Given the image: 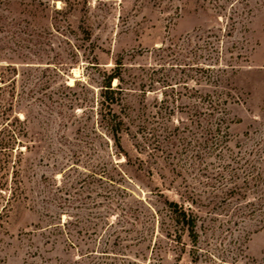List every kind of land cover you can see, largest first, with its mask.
Segmentation results:
<instances>
[{
	"label": "rangeland",
	"instance_id": "obj_1",
	"mask_svg": "<svg viewBox=\"0 0 264 264\" xmlns=\"http://www.w3.org/2000/svg\"><path fill=\"white\" fill-rule=\"evenodd\" d=\"M217 3L0 0V101L13 103L0 128L20 133L0 147V264H187L185 234L158 222L164 200L193 207L199 245L225 264L238 242L237 264H264V209L234 225L217 176L264 175V0ZM218 57L234 67L207 117ZM117 61L133 119L122 150L100 104ZM206 125L220 131L203 145Z\"/></svg>",
	"mask_w": 264,
	"mask_h": 264
},
{
	"label": "trees",
	"instance_id": "obj_2",
	"mask_svg": "<svg viewBox=\"0 0 264 264\" xmlns=\"http://www.w3.org/2000/svg\"><path fill=\"white\" fill-rule=\"evenodd\" d=\"M204 2H209L212 0H203ZM215 1V0H213ZM231 0H218V7H223V3L229 2ZM226 52L228 49H225ZM221 61V63H220ZM227 59H223L218 57V59H215V63L213 64L215 67V75H205L206 81L210 83V85H213L214 87H217L220 91H216L213 99H210V95L207 93H204L203 96L200 98L202 99V102L205 104V110H207V113H204L207 115V117H215L216 116V110L217 106L220 104V95H228L229 93L222 91V89H227L226 85H224V73L228 72L226 71L227 68L233 69L234 65L228 64ZM196 64V63H195ZM224 66V68H221L220 66ZM7 70L15 71L14 67H11L10 65H7ZM217 66V67H216ZM119 67H121L120 62H116V65L108 72L104 73L103 77V83H102V93L101 97L102 100L100 101L102 110H104V113L101 115L102 119L106 122V128L111 134V138L113 139V142L115 146L122 150L121 145V134L123 131L129 132L130 126L133 124V119L129 118L128 114L125 112V109L127 107L126 103L124 102L122 98V92L125 90L121 84V76L119 73ZM57 73L59 71L58 68H55ZM199 71L202 73H206L207 71L203 68H200ZM209 72V70H208ZM5 75H0V80L4 79ZM116 80L118 83L115 86H112V81ZM2 86H0L1 88ZM64 88H67L69 90H72L73 88L70 86H63ZM173 88V87H171ZM221 88V89H220ZM195 91L193 88L189 90ZM191 92L190 94H192ZM172 102L176 101L175 97H172ZM222 101V100H221ZM7 104V106H6ZM5 105H2V102L0 101V113L1 115H6L7 111L10 110V107L12 109L11 102H6ZM118 105L121 109L118 112L113 106ZM9 106V109H8ZM200 106L195 105L194 103L189 105V116H196L199 113H202V109L200 110ZM3 109V110H2ZM20 122L19 119H15V121ZM12 120H9L8 123H4L3 127L0 128V133H9L11 136L9 138H1L0 139V147H5V145H8L12 142V140L17 141L18 137L17 135L20 133H16L19 131H14L10 128ZM8 129H11L8 130ZM220 131V128L218 126H204V139L200 142L203 145H206L208 141L210 140V137L213 136L214 132ZM13 138V139H12ZM218 142H221L222 139H217ZM217 144V143H216ZM215 144V145H216ZM124 157L127 158V153H123ZM238 163V162H237ZM230 171L227 173V175L223 178L222 175H217L221 180H224L225 183H222V186L218 190L221 195L218 196V198H221L222 201L225 200V202H229L230 200H234L235 207L234 208V221L233 224L237 225L239 222H243V220L247 216H251L252 214H255L257 212H260L264 209V175L262 172H259L254 165H251L250 169L245 170V176L240 179L239 173L237 169L231 168ZM220 173V172H219ZM222 188V189H221ZM217 190V188H216ZM252 195L250 198H247V195ZM240 199H242L240 201ZM163 209L165 210V214L163 217L161 216L158 222H160V225H163L165 222V225L167 226V235H170V222L171 227H173V241L176 243H181L185 245L182 241V237L185 234L187 237V241L190 244V249L187 251L188 253V263L187 264H225L226 260L224 257H219L215 253H213L211 250L201 247L199 245V231H198V222L200 220L198 213H196L191 205L184 206L183 204H179L176 201H170V200H164L163 201ZM158 213H160L159 210H155L153 214L158 216ZM243 245L241 243H237V246H235L236 252L232 253L231 263L237 264V260L242 257L240 255L243 252Z\"/></svg>",
	"mask_w": 264,
	"mask_h": 264
}]
</instances>
